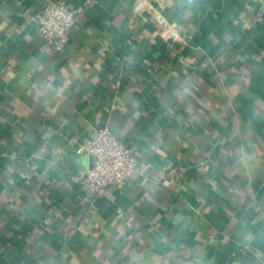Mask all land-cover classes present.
Listing matches in <instances>:
<instances>
[{
	"label": "crops",
	"instance_id": "0c3cea01",
	"mask_svg": "<svg viewBox=\"0 0 264 264\" xmlns=\"http://www.w3.org/2000/svg\"><path fill=\"white\" fill-rule=\"evenodd\" d=\"M45 1L0 0V264H264V0H98L62 53ZM104 127L142 174L95 196Z\"/></svg>",
	"mask_w": 264,
	"mask_h": 264
},
{
	"label": "built area",
	"instance_id": "2783aa9c",
	"mask_svg": "<svg viewBox=\"0 0 264 264\" xmlns=\"http://www.w3.org/2000/svg\"><path fill=\"white\" fill-rule=\"evenodd\" d=\"M97 2L83 0V6L74 9L66 0L45 1L33 13L38 33L53 52H64L76 15L83 7ZM82 151L87 152L92 160L86 171L85 186L95 196L104 195L110 187L122 188L142 174L133 147L119 140L108 127L99 130L76 150L78 154Z\"/></svg>",
	"mask_w": 264,
	"mask_h": 264
}]
</instances>
